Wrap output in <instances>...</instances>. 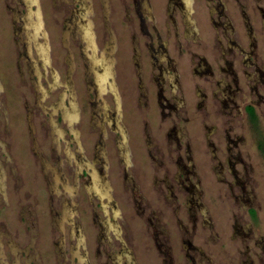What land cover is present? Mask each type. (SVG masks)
Wrapping results in <instances>:
<instances>
[{
	"label": "rangeland",
	"instance_id": "obj_1",
	"mask_svg": "<svg viewBox=\"0 0 264 264\" xmlns=\"http://www.w3.org/2000/svg\"><path fill=\"white\" fill-rule=\"evenodd\" d=\"M76 1L31 0L26 4L24 0H0V264H98L92 253L97 239L102 248L110 247L116 253L123 248L119 244L123 233L132 237L130 263L161 264L148 230L135 215L138 208L132 198L138 192L125 190L122 180V167L126 163L132 165L131 169L145 173L139 177L140 193L150 209L156 206L163 209L161 216L169 224L176 253L180 236L172 223L171 207L165 206L152 188L153 170L141 140L144 125L135 103L139 79L130 59L133 48L129 16L120 10L117 0H111L114 10L111 12L106 0V22H110L114 46L110 56L102 57L99 50L109 37V31L105 34L103 29L104 0H101L103 11L100 0H92L94 17L91 0H80L82 10H90L84 15L81 11V17L85 20L87 15L92 23L95 48L93 52L92 46L84 45V54L73 43L74 30L68 29V37L63 36L67 18L72 19L66 21L68 28L70 24L72 28L81 25H76L80 16ZM154 1L159 14L164 0H150L151 6ZM189 9L198 30L197 38L200 36L206 47L208 44L204 50V44L197 43L193 50L204 53L215 64L218 52L212 48L213 30L204 0H194ZM248 12L253 14L251 10ZM36 46H40L42 59H37ZM184 58L183 62L180 60L181 85L189 100V121L185 129L179 125L175 129L181 134L187 130L193 148L192 161L201 176V201L213 219L211 229L196 226L193 243L204 250L209 264H239L243 246L249 247L254 264H258L257 253L264 248V157L257 150L249 128L244 129L246 141L240 148L243 159L250 164L246 178L253 183L258 200L257 210L251 214L234 203L227 183H222L217 175L221 168L217 165L216 171L212 169L215 162L204 143L203 133L207 130L204 131L201 122L208 116L195 112L192 106L193 83L199 79L192 78V66ZM69 61L73 64L72 84L67 77ZM86 80H90L89 85ZM206 92L209 96L208 88ZM152 113V135L164 140L169 122L160 126L159 113L156 110ZM125 125L128 132H124ZM255 129L263 139L260 136L264 135V117H260V126ZM174 167L171 165V170ZM223 174L228 181L230 176L225 170ZM162 192L166 194L165 189ZM182 197H178L179 203ZM65 205L71 208L63 215ZM56 212L70 220L54 222ZM235 212L246 230L233 238ZM179 217L187 224L182 209ZM61 230H64L62 239ZM249 233L248 239L245 235ZM76 234L82 241L77 242ZM256 242L261 246L257 247ZM123 252L128 253V249ZM113 254L115 260L117 256ZM101 258L104 260V256Z\"/></svg>",
	"mask_w": 264,
	"mask_h": 264
},
{
	"label": "flooded vegetation",
	"instance_id": "obj_2",
	"mask_svg": "<svg viewBox=\"0 0 264 264\" xmlns=\"http://www.w3.org/2000/svg\"><path fill=\"white\" fill-rule=\"evenodd\" d=\"M30 1L24 0L26 4H30ZM76 2L80 5V16H77L79 20L77 19L76 25H81L72 28L70 24L68 28L66 21H72V19L67 18L64 23L63 36L68 37V29L74 30L73 43L77 44L84 54V45L92 46L93 52H95L94 44H92L94 40L92 23L87 15L85 20L81 17V11L84 15V12L89 14L90 10H82L83 6L80 0ZM191 2L193 3L194 0H164L161 7L162 12L157 14L155 1L151 6L150 0H117L120 10L129 16L128 22L131 25L133 49L130 59L139 79L135 103L142 115L141 120L144 125L141 140L145 144V151L153 170L151 185L154 192L158 193V197L160 196V201L165 206L171 207L174 220L172 223L180 236L176 253L171 242L169 224L161 216L163 209L157 206V208L150 209L146 198L144 199L140 193L142 182H139V177L141 173L145 176V173L131 169L132 165L126 163L122 167V180L125 190L138 192L132 198L134 207L138 208L135 215L142 220L143 227L148 230L149 238L158 252L161 264H209L210 261L204 250L193 243V239L196 226L202 229H211L213 228V219L201 201L203 194L202 188H200L201 176L197 173L196 166L192 161L193 148L187 130L181 134L175 129L176 125L185 129V123L187 124L189 121L187 116L189 100L181 85L180 65L185 59L184 57L188 58L187 60L192 66L190 69L192 78L202 80V82L193 83V91H191L195 96V101L192 106L195 112H201L202 116L206 118L208 116L207 119L203 118L205 121L201 119L203 125L201 126L204 131L207 130V133H203V139L210 159L215 162L212 169L216 171L217 165V168H221L216 171L219 180L227 183L236 206L251 214L257 210L258 200L254 193L253 183L250 184L246 178L250 164L243 159V152L240 148L246 141L244 129L249 128L257 150L264 157L262 152L264 149L259 145L260 141H264V135L260 136L263 139L259 138L255 129L257 125L260 126V117H264V0H204L208 11L207 17L213 30L212 48L218 52L214 58L215 64L207 60L204 53L193 50L194 45L199 43L198 46H201L204 41L200 39V36L197 38L198 30L194 19L190 16L189 4ZM109 3L111 12H113L111 0ZM20 4L22 5V2ZM103 4L106 15L103 17L106 22L108 17L106 0ZM91 5L93 9L91 16L94 17L96 12L92 0ZM130 5H133V9L130 8ZM100 9L103 11L102 4ZM249 10L253 14H250ZM72 24L75 25L74 22ZM103 29L105 34L109 31V37L105 38L99 53L102 57H108L114 46V36H110V22H106ZM27 32H30L28 28ZM90 41L91 43H89ZM39 47L36 46L37 59L42 57ZM107 48L109 49L107 50ZM206 48H208V44L207 47L205 44L202 46V49L206 50ZM35 61L37 62V60ZM33 65L37 66L36 63ZM72 72L73 64L69 61L67 77L70 84L73 82ZM33 74L37 73L33 71ZM86 81L87 84L88 81L90 82V80ZM93 88L96 89L97 86L94 85ZM207 88L209 96L206 92ZM209 97L210 104L208 103ZM114 101L117 102L116 97ZM152 110L159 113L157 122L160 126L164 122H169L164 140L159 141L152 135L150 128ZM61 111L63 112L62 109ZM73 111L76 113L75 109ZM213 118L214 121L208 122ZM124 130V132H128L126 127ZM171 165L175 166L174 170H171ZM224 170L230 176L228 181L222 177ZM244 170L246 172H243ZM235 188L238 189L237 194L234 192ZM163 189L166 190V194L162 192ZM179 196H183L180 203L178 202ZM181 203H183L182 206ZM63 208L66 209L62 211L64 215L65 212H69L71 206L69 208L68 205H65ZM147 208L149 209L146 213ZM181 209L187 224L179 217ZM238 214L235 212L232 217L233 238L241 236V230H246L243 223L240 222ZM65 218L58 212L53 214V221L59 224L70 220L69 218L65 220ZM126 223L129 225L127 220ZM63 232L64 230H61L60 239L64 238ZM122 235L123 240H120L119 244L123 248H118L116 253L110 251V247L109 249L102 248V242L96 238L97 244L92 252L98 264H136L135 261L130 263L133 248L132 243L130 244L131 234L124 235L123 233ZM79 236L77 235V242L82 241ZM245 236L249 239L251 234ZM116 238L118 239V237ZM256 246L261 245L256 242ZM126 248L128 253L123 252ZM249 251L248 246H243L239 264H245L242 263L244 260L254 264ZM112 254L117 256L115 260ZM102 256H104V260H102ZM257 257L258 264H264L263 247L261 252L257 253ZM77 260L79 261V258ZM66 261L64 262L66 263Z\"/></svg>",
	"mask_w": 264,
	"mask_h": 264
},
{
	"label": "trees",
	"instance_id": "obj_3",
	"mask_svg": "<svg viewBox=\"0 0 264 264\" xmlns=\"http://www.w3.org/2000/svg\"><path fill=\"white\" fill-rule=\"evenodd\" d=\"M259 145L262 147V141L259 142ZM264 153V150L262 151ZM242 254V253H241ZM242 263L245 264H250L249 262H247L246 260L242 261Z\"/></svg>",
	"mask_w": 264,
	"mask_h": 264
},
{
	"label": "crops",
	"instance_id": "obj_4",
	"mask_svg": "<svg viewBox=\"0 0 264 264\" xmlns=\"http://www.w3.org/2000/svg\"><path fill=\"white\" fill-rule=\"evenodd\" d=\"M155 6H156V2H155ZM156 12V11H155ZM127 60H128V58H127ZM125 127H126V125H125ZM131 168V167H130ZM93 253V252H92Z\"/></svg>",
	"mask_w": 264,
	"mask_h": 264
},
{
	"label": "bare ground",
	"instance_id": "obj_5",
	"mask_svg": "<svg viewBox=\"0 0 264 264\" xmlns=\"http://www.w3.org/2000/svg\"><path fill=\"white\" fill-rule=\"evenodd\" d=\"M104 3H105V0H104ZM109 48H107V50H108Z\"/></svg>",
	"mask_w": 264,
	"mask_h": 264
}]
</instances>
